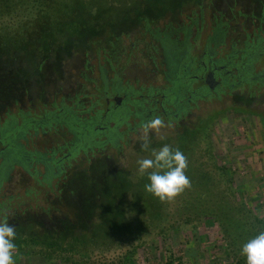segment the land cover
Segmentation results:
<instances>
[{
    "label": "trees",
    "instance_id": "16d2710c",
    "mask_svg": "<svg viewBox=\"0 0 264 264\" xmlns=\"http://www.w3.org/2000/svg\"><path fill=\"white\" fill-rule=\"evenodd\" d=\"M191 1L194 2L3 0L0 4V110L8 109L13 102L18 103L29 92V83L31 94L35 92V86L43 83L44 70L49 62H62L96 44L113 45L122 34L139 26L149 29ZM156 30L161 37L165 35V32ZM189 31L190 28H186V33ZM171 35L165 38L174 41ZM175 43H180L182 49L188 51L180 64V73H184L191 48L186 41L175 40ZM261 54H264L262 39L246 49V58L250 57L253 63ZM244 68L242 63L235 73L226 75V68L218 71L226 81L215 91H210L204 84L192 88L193 82L190 84V81L196 80H192L189 74L175 86L170 83L171 89L178 84L183 86L175 93L170 89L169 94L176 101V111L170 114L166 110L164 115L176 119L175 113H186L189 102L204 97L208 100L219 98L226 92L225 88L235 90L240 82L250 86L264 85L263 76L254 77L251 70ZM103 80V87L110 86L112 93H124L121 89L125 90V87L118 74ZM76 105L80 106L79 103ZM180 105L184 106L179 108ZM68 109L62 104L56 111L46 113L41 121L20 109L16 115L9 114L0 127V181L6 175L3 170L6 165L10 168L20 166L32 180H36L23 195L0 198V219L7 218L16 227L15 243L19 256H38L46 264L56 259L70 264H130L138 248L144 244L145 233L149 235L152 226L157 225V234L165 236L171 230L181 228L182 224L209 222L214 225L207 230L211 234V229L216 230L218 241L225 245L229 264H246V258L241 255L242 245L264 231V217L257 211L261 197L255 190L262 183L258 185L254 180L248 185L246 179L239 181L240 169L233 167L235 159L230 158L215 140L216 125L227 110H214L200 118L195 127L186 126L168 138L152 139L148 151L141 149V142L137 143L135 149L144 157L150 156L151 149L168 144L179 148L188 158L186 174L191 187L174 200L161 202L144 191L149 180L147 173H139L137 163L131 169L128 166L121 169L111 167L110 155L102 152L108 143L104 136L108 129L107 119L101 118L96 122L93 118H80ZM109 115L110 112L107 113ZM64 119L69 121L73 137L70 146L67 145V152L61 157L46 156L19 144V138L29 139L40 127L62 125ZM121 135L120 132L111 133L110 144L118 151L121 149L115 139ZM94 148L103 156L87 159L83 171L75 174L73 170L69 171L73 176L69 184L62 181L59 198L72 212L68 213L71 218L64 213L50 218L51 228L46 217L51 214L52 206L38 207L42 185L48 186L55 178L60 180L65 167H70V163L67 165L65 162L75 158L79 149L85 153ZM254 152V159H258L260 151ZM134 160L137 162L138 159ZM39 164L44 167L43 171L37 168ZM36 208L42 209L36 213ZM156 220L164 221L157 223ZM24 223L34 225L32 228L35 229H26ZM122 245L131 247L110 256L108 251L112 247L119 249ZM167 263L174 264V258H169Z\"/></svg>",
    "mask_w": 264,
    "mask_h": 264
},
{
    "label": "rangeland",
    "instance_id": "374dc122",
    "mask_svg": "<svg viewBox=\"0 0 264 264\" xmlns=\"http://www.w3.org/2000/svg\"><path fill=\"white\" fill-rule=\"evenodd\" d=\"M2 2L3 0H0V4ZM219 27L223 32L220 34L218 46L215 48L208 46V48L221 65L231 73H235L247 60L246 49L258 39L264 42V0L186 2L180 10L171 12L158 23L151 25L149 29L139 26L122 34L113 45L96 44L90 50L69 56L62 62L58 63L56 60L49 62L44 70L43 83L35 86V92L31 94V83H29V92L21 97L18 103L13 102L9 104L8 109L0 110V127L9 114L16 115L20 109L41 121L46 113L56 111L62 104L67 105L72 109V113L80 118H93L96 122L106 118L108 129L104 136L107 137L108 143L102 152L110 155L111 167L116 166L121 169L128 166L131 169L137 163L134 159L144 157L135 149L137 143L141 142L138 126L142 121L161 116L166 124H170V127L161 129L159 133H150V140H161L163 137L174 135L175 131L186 126L195 127L199 124L200 118L214 110H227L216 125L215 140L230 158L235 159L233 167L240 169L237 176L239 181L246 179L249 185L250 181L256 180L257 184L263 185L264 85L250 86L246 82H240L235 90L225 88L226 92L219 98L208 100L204 97L189 102L186 113H175L176 119L164 115L167 114L166 110H169L170 114L176 111L174 108L176 101L169 94L171 87L165 78L166 67L161 63L162 41L157 40L165 38L166 35L161 37L155 32L156 29L160 33L169 31L168 35L172 34L170 38L179 42L186 41L191 48L190 57L199 61L203 54V60L209 64L211 56L209 52H205L207 41L210 36H214ZM186 28H190L189 33H186ZM165 40L169 39L165 38ZM201 70L198 66L191 69L193 75L199 76L195 82L190 81V84L193 82L192 88L202 87L204 84L200 78ZM251 71L255 74L254 77H264V54L257 58ZM116 74L120 76L125 87V90L121 89L124 91L122 94L112 93L110 86L103 87L104 77L112 79ZM182 86L183 84H178L171 90L175 93ZM117 97L119 103L114 101ZM107 99H109L108 103ZM77 103L80 104L79 107L76 106ZM107 112H110L109 116ZM136 113H139V116ZM114 132L122 133L115 139L121 151L110 144L113 137L111 133L113 135ZM72 137L70 123L64 119L62 125L42 126L29 139L19 138L18 142L31 150L44 153L46 156L54 155L57 158L67 152V145L70 146ZM255 150L260 151L258 159H254ZM102 152L94 148L93 151L84 153L83 149H79L75 158L65 162L67 165L70 163V167H65L66 170L60 180L55 178L48 186L42 185V198L38 207L45 208L48 204L52 206L51 214L45 216L50 227L53 225L50 223V218L64 214L71 218V214L68 213L72 212L68 211L66 203L59 198L62 181L66 180L69 184L73 177L69 175V171L73 170L74 174L83 171L86 168V160L99 158L103 156ZM119 152L122 153L118 154ZM37 168L44 170L41 164ZM5 174L0 181V198L23 195L27 187L36 181L32 180L20 166H15ZM261 185L255 190L259 191L261 197L258 199L260 205L257 211L264 217V186ZM42 208H36V213ZM22 218L25 220L24 216ZM156 221L160 223L164 220ZM24 225L26 229H35L32 228L34 225L29 223ZM182 225L181 228L171 230L165 236L157 234L159 229L157 225L152 226L149 229L150 234L145 233L144 244L138 248L130 264H168L169 258H174V264H229L230 259L224 250L225 245L218 241L216 230L211 229L212 234L207 230L214 223L195 222ZM123 245L119 249L112 247V250L108 251L111 252L110 256L131 247V245L127 247ZM15 259L16 264L45 263L38 256L29 258L17 254ZM47 264L70 263L56 259Z\"/></svg>",
    "mask_w": 264,
    "mask_h": 264
},
{
    "label": "clouds",
    "instance_id": "9594fccd",
    "mask_svg": "<svg viewBox=\"0 0 264 264\" xmlns=\"http://www.w3.org/2000/svg\"><path fill=\"white\" fill-rule=\"evenodd\" d=\"M170 126L161 116L142 121L138 126L141 149L149 150L150 133H159L161 129ZM137 164L139 173H147L149 180L144 185V191L161 202L172 201L191 187L190 178L186 174L188 158L179 148L168 144L153 148L150 156L138 159ZM15 240L16 227L7 218L0 220V264H16L18 249ZM241 255L246 258V264H264V231L242 245Z\"/></svg>",
    "mask_w": 264,
    "mask_h": 264
},
{
    "label": "flooded vegetation",
    "instance_id": "af4514ba",
    "mask_svg": "<svg viewBox=\"0 0 264 264\" xmlns=\"http://www.w3.org/2000/svg\"><path fill=\"white\" fill-rule=\"evenodd\" d=\"M221 32H223V29L220 27L215 31L214 36H210L208 38V45L206 46L205 52H209V56H211L210 60H209V64L203 60V54L201 55L199 61H197L196 58L190 57L188 56L189 60L187 62V64L185 65V70L184 73H180V64L183 60V58L185 57V55L187 54V50L186 49H182L180 43L176 44L175 40L171 41V39L169 40H165V38H158V41H162V49H163V56H162V64L164 63L166 70H165V78L168 80L169 83H172L174 86L178 81H181L186 75L189 74L190 77H192V80H197L199 76L197 75H193V73L191 72V69L195 66H198L199 68H201V73L202 76L200 77L203 81L204 85L207 86L208 89H210V91H215L217 90V88L219 86H221L223 84V81H226L225 77L223 76H218V71H222L225 70V66L224 65H219L220 62H218V60H216L214 58V54L212 53V51L208 48V46H211V48H215L218 46L219 44V39H220V34ZM168 33H170L169 31L165 32V35L167 36ZM156 51H158V49L155 47ZM255 64V62L253 63L252 59L249 57V59L247 61H245L244 65L245 68L247 70H252L253 65ZM226 75H228V73H231L230 70H226ZM212 73L214 78H215V82H214V87H211L210 85H208L206 83V79L208 78L209 74ZM182 74V75H180ZM218 78H220L218 80ZM115 102L119 103L118 97L115 98L114 100ZM109 102V99H107V103ZM77 106V105H76ZM184 105H180L179 108H182ZM78 107V106H77ZM163 107V106H162ZM164 109V108H163ZM109 110V109H108ZM68 111H70L72 113V109L69 108ZM165 111V109H164ZM108 113V112H107ZM177 116V114H176ZM115 135V133H114ZM59 167V166H58ZM13 168H10V166L6 165V167L3 169L5 173H8L12 170Z\"/></svg>",
    "mask_w": 264,
    "mask_h": 264
},
{
    "label": "water",
    "instance_id": "95a60500",
    "mask_svg": "<svg viewBox=\"0 0 264 264\" xmlns=\"http://www.w3.org/2000/svg\"><path fill=\"white\" fill-rule=\"evenodd\" d=\"M215 78L212 73L209 74L208 78L206 79V83L211 87H214Z\"/></svg>",
    "mask_w": 264,
    "mask_h": 264
}]
</instances>
